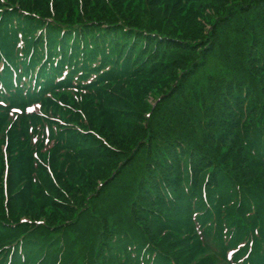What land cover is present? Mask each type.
Returning a JSON list of instances; mask_svg holds the SVG:
<instances>
[{
    "label": "trees",
    "instance_id": "obj_1",
    "mask_svg": "<svg viewBox=\"0 0 264 264\" xmlns=\"http://www.w3.org/2000/svg\"><path fill=\"white\" fill-rule=\"evenodd\" d=\"M0 264H264V0H0Z\"/></svg>",
    "mask_w": 264,
    "mask_h": 264
},
{
    "label": "rangeland",
    "instance_id": "obj_2",
    "mask_svg": "<svg viewBox=\"0 0 264 264\" xmlns=\"http://www.w3.org/2000/svg\"><path fill=\"white\" fill-rule=\"evenodd\" d=\"M211 13H209V15H210ZM197 84H198V86H200L201 85V83L200 82H197ZM147 101H148V103H151V104H155V102L153 103V100H152V98L150 97V98H148L147 99Z\"/></svg>",
    "mask_w": 264,
    "mask_h": 264
}]
</instances>
